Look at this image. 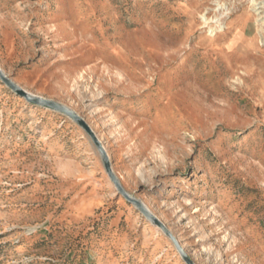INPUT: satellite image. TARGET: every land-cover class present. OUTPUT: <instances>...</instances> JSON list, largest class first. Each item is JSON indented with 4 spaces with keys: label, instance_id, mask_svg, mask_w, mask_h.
Returning <instances> with one entry per match:
<instances>
[{
    "label": "rangeland",
    "instance_id": "1",
    "mask_svg": "<svg viewBox=\"0 0 264 264\" xmlns=\"http://www.w3.org/2000/svg\"><path fill=\"white\" fill-rule=\"evenodd\" d=\"M0 70L193 264H264V0H0ZM0 264L187 262L0 78Z\"/></svg>",
    "mask_w": 264,
    "mask_h": 264
},
{
    "label": "water",
    "instance_id": "2",
    "mask_svg": "<svg viewBox=\"0 0 264 264\" xmlns=\"http://www.w3.org/2000/svg\"><path fill=\"white\" fill-rule=\"evenodd\" d=\"M0 78L2 79V81L8 86L10 87L15 93H17L19 96L25 98L28 102L32 103V104H36L45 108H49L52 109L56 112H59L63 115L68 116L69 118L73 119L80 127H82L85 132L88 134V136L90 137V139L92 140V142L94 143V145L97 147L98 151L100 152V155L102 157L103 163H104V167L106 172L108 173L110 179L112 180L113 184L115 185V187L117 188L118 192L130 203H132L133 205H135L148 219H150L154 224H156L158 227H160L164 233L173 241V243L175 244L177 250L179 251V253L181 254V256L184 258V260L187 262V264H193L190 259L186 256V254L183 252V250L181 249L180 245L178 244V242L176 241V239L174 238V236L171 234V232L166 228V226L158 219L156 218L154 215H152L139 201L135 200L133 197H131L122 187L121 183L119 182V180L116 178V176L114 175L111 165H110V161L108 159V155L102 145V143L99 141V139L97 138L96 134L94 133V131L90 128V126L82 119L80 118L75 112L57 104L51 101H48L46 99L43 98H37L34 97L26 92H24L23 90H21L20 88H18L15 84H13L4 74L3 72L0 70Z\"/></svg>",
    "mask_w": 264,
    "mask_h": 264
},
{
    "label": "bare ground",
    "instance_id": "3",
    "mask_svg": "<svg viewBox=\"0 0 264 264\" xmlns=\"http://www.w3.org/2000/svg\"><path fill=\"white\" fill-rule=\"evenodd\" d=\"M208 22V21H207ZM222 26V25H221ZM221 28V27H220ZM212 29V28H211ZM217 29V28H216ZM215 31V30H214ZM215 33V32H214ZM213 35V34H212Z\"/></svg>",
    "mask_w": 264,
    "mask_h": 264
}]
</instances>
